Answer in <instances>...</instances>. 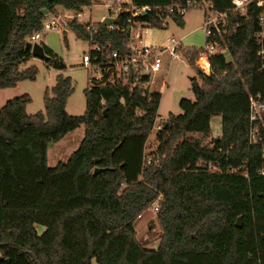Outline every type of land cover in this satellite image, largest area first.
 Returning <instances> with one entry per match:
<instances>
[{
    "label": "trees",
    "instance_id": "trees-1",
    "mask_svg": "<svg viewBox=\"0 0 264 264\" xmlns=\"http://www.w3.org/2000/svg\"><path fill=\"white\" fill-rule=\"evenodd\" d=\"M99 1L0 0V87L36 77L35 64L20 67L33 56L26 42L58 5L80 12ZM131 1L153 6L136 19L166 27L165 17L183 24L170 5L195 0ZM207 1L222 11L232 6ZM261 11L250 3L245 13L228 12V48L209 56V73L195 65L199 48L180 44L196 70L194 98L181 97L182 111L160 120L149 157L145 143L161 93L145 87L147 74L127 83L89 81L80 114L66 110L74 87L62 72L51 94L45 90L43 110L26 112L28 93L8 98L0 107V264H264V112L258 143L249 139L248 119L249 95L259 92L264 101V35L260 42L255 36ZM129 16L123 9L113 26L97 21L92 31L77 17L69 26L103 49L124 50ZM41 45L45 64L65 67ZM215 115L221 134L208 139ZM80 124L79 145L66 161L48 166V144ZM154 202L161 234L148 247L134 222Z\"/></svg>",
    "mask_w": 264,
    "mask_h": 264
},
{
    "label": "rangeland",
    "instance_id": "rangeland-1",
    "mask_svg": "<svg viewBox=\"0 0 264 264\" xmlns=\"http://www.w3.org/2000/svg\"><path fill=\"white\" fill-rule=\"evenodd\" d=\"M106 0H100L90 6H85L81 15L77 16L78 21L90 20L92 22L100 21L101 15L110 13L104 4ZM60 13H74L72 10L57 9ZM55 14V13H54ZM53 15V14H50ZM49 15V16H50ZM183 24L177 23L175 20L166 17L168 22L166 27L147 26L142 31V36L146 39H153L152 44L165 45V37L170 34L180 38V44L183 46H195L197 48L204 47L206 44V34L202 28L204 20L203 6H190L183 13ZM90 18V19H89ZM149 33L148 37L147 36ZM39 43L47 45L59 56L62 57L65 67L56 69L45 64L41 58L31 56L20 63V67L24 68L30 64L37 66V73L34 79H21L15 85L8 87H0V107L4 102L15 95L28 93L30 100L25 106L27 113H33L43 110V95L45 90L51 94V86L55 81V74L62 72L69 75L73 83V91L67 98L66 110L70 114H80L85 109V97L83 89L89 85V69L83 66L82 55L84 52L93 48V43L80 36L70 26L66 30L47 29L41 32V36L37 39ZM164 70L159 71L152 79L149 78L150 86L162 85V92L158 106V116L152 132L149 134L144 152L148 154L156 148V132L160 127V120L165 118L168 113H180L182 111L179 106L181 97L193 99L194 95L191 90L190 78L196 76V70L184 55L180 52L179 57L170 58L168 53H163ZM227 57L229 55L227 54ZM196 65V64H195ZM163 66V67H164ZM163 67L161 69H163ZM151 79V80H150ZM153 83V84H152ZM147 87V83L144 84ZM211 130L208 139L219 136L221 134V117L215 115L211 118ZM85 132V125L80 124L76 128L67 131L60 139L50 142L47 148V165L54 166L59 161H66L70 153L79 145ZM196 134V133H195ZM215 169V166H210ZM157 203L154 202L147 207L134 222L135 234L139 241L148 247H156L161 234L160 226L156 219ZM38 232L44 229L41 224H35Z\"/></svg>",
    "mask_w": 264,
    "mask_h": 264
},
{
    "label": "built area",
    "instance_id": "built-area-1",
    "mask_svg": "<svg viewBox=\"0 0 264 264\" xmlns=\"http://www.w3.org/2000/svg\"><path fill=\"white\" fill-rule=\"evenodd\" d=\"M250 3L262 7V11L258 16L261 29L255 33L257 40L260 42L264 35V0H232L231 8L223 11L214 8L212 3L207 0L188 1L185 6H169V9L176 10L178 14H183L190 6L204 7L202 28L206 34V44L204 47L199 48L195 58V64L201 71L209 73V56L211 54L227 51L226 41L230 32L228 12L239 10L241 13H245ZM104 4L110 11L107 15L112 17H115L123 9L130 11V16L127 18L129 39L124 50L110 48L109 46L103 49L96 42H92L93 48L82 55L83 66L89 69L90 84L102 85L117 81L127 83L141 74H147L151 78L164 66L163 53H168L170 58L179 57L180 38L172 36L165 45L148 44L142 41L141 29L147 24L136 19L135 16L153 9L152 5H136L131 0H106ZM81 13V11L74 13L57 12L50 15L43 21L42 29L36 30L30 35V41H37L43 30H66L70 20ZM105 16L103 15L101 20ZM164 19L166 20V17ZM84 23L85 28L89 31L96 28L95 22L85 21ZM108 25L113 26V23ZM263 112L264 101L261 99L260 93H251L249 95L248 110L249 139L251 142L258 143L261 141L262 135L259 124L262 121Z\"/></svg>",
    "mask_w": 264,
    "mask_h": 264
},
{
    "label": "water",
    "instance_id": "water-1",
    "mask_svg": "<svg viewBox=\"0 0 264 264\" xmlns=\"http://www.w3.org/2000/svg\"><path fill=\"white\" fill-rule=\"evenodd\" d=\"M43 11L45 13L47 12V10L45 8L43 9ZM142 14H145V11L142 12ZM101 21L105 24H111L114 21V17H112L110 15H106L105 17H103V19ZM26 47H29L31 49V53L34 56H37L39 58H43V57L47 56L45 51H44L43 46L38 41H27ZM99 169H100V167H95L93 170V173H96ZM235 225L241 226L240 217H237V219L235 221Z\"/></svg>",
    "mask_w": 264,
    "mask_h": 264
},
{
    "label": "crops",
    "instance_id": "crops-1",
    "mask_svg": "<svg viewBox=\"0 0 264 264\" xmlns=\"http://www.w3.org/2000/svg\"><path fill=\"white\" fill-rule=\"evenodd\" d=\"M85 7V6H84ZM84 7H83V10H84ZM57 9H63V7L62 6H60V5H58L57 6ZM82 10V11H83ZM81 11V12H82ZM81 15V14H80ZM79 16V15H78ZM103 15H101L100 16V19H101V17H102ZM79 19V18H78ZM90 19V18H89ZM81 21H83V22H85V21H91V19L90 20H81ZM168 23V22H167ZM184 23V22H183ZM147 27V25H144L143 27H142V29H141V39H142V41L144 42V43H148V44H152L151 43V41H153V39H151L150 37H149V39H146V38H144L143 36H142V31H144V29ZM41 36V35H40ZM149 36V33H148V35L147 36H145V37H148ZM170 37H172V35H170V34H168L166 37H165V42L167 43L168 42V39L170 38ZM159 45V44H158ZM164 68H165V66L163 67V69H161V70H159V71H163L164 70ZM159 71L157 72V73H159ZM156 73V74H157ZM156 74H155V76H156ZM154 76H152L151 77V79L153 78ZM150 79V80H151ZM150 82V81H149ZM147 83V85L149 86V90H156V91H159L160 93L162 92V85H160V86H156L155 84H153V86H150L151 84L150 83Z\"/></svg>",
    "mask_w": 264,
    "mask_h": 264
}]
</instances>
